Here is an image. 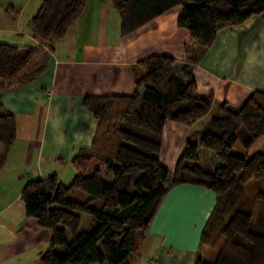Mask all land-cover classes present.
Segmentation results:
<instances>
[{
    "label": "trees",
    "instance_id": "16d2710c",
    "mask_svg": "<svg viewBox=\"0 0 264 264\" xmlns=\"http://www.w3.org/2000/svg\"><path fill=\"white\" fill-rule=\"evenodd\" d=\"M88 1L41 0L28 22L39 47L0 43V99L12 84L33 81L44 71L48 52ZM108 1L120 18L121 36L181 6L176 26L189 35L187 59L180 63L169 55L150 54L132 67V94L84 98L97 126L91 144L71 160L75 174L70 184L52 174L30 179L20 193L25 216L50 232L39 263L130 264L136 239L144 238L163 199L173 188L190 184L216 197L199 248L220 242L213 262L199 250L194 264H264V218L252 220L255 201H264V153L231 152L237 142L247 152L264 135V92L254 91L236 108L222 102L219 114L185 139L173 170L159 161L167 122L191 126L211 110L192 73L197 55L212 45L219 30L264 14V0ZM4 12L14 18L19 9L8 5ZM16 126L15 115L0 103V165L16 140ZM200 151L214 154L212 170L200 166ZM251 186L255 192L249 196ZM74 189L88 199H71Z\"/></svg>",
    "mask_w": 264,
    "mask_h": 264
},
{
    "label": "crops",
    "instance_id": "0c3cea01",
    "mask_svg": "<svg viewBox=\"0 0 264 264\" xmlns=\"http://www.w3.org/2000/svg\"><path fill=\"white\" fill-rule=\"evenodd\" d=\"M31 1L0 0V43L22 49L39 47L28 22L37 12L41 0L25 14ZM8 5L19 9L16 17L4 12ZM180 9L174 12L171 9L129 35L121 36L120 18L110 2L89 0L66 36L57 40L54 50L47 53L45 68L38 80L12 84L2 95L0 103L16 117L14 143L22 138L28 149L23 157L24 166L19 165L21 176L6 187L7 192H15L16 198L7 199L0 194V264H39L40 256L48 249L50 232L25 216L20 193L29 179L57 176L52 172L58 165L56 160L63 161L61 166L65 161L70 163L81 148L91 144L97 120L83 106L84 98L132 94L135 90L132 67L150 54L169 55L180 63L185 62L187 55L183 45L189 35L176 26ZM166 35L170 39H164ZM218 37L219 33L202 59L192 65L198 93L205 96L211 106L216 104V109L211 108L207 115L209 119L219 114L222 102L236 108L254 90L264 92V73L259 78L254 77L249 67L251 59L243 60L241 65L237 63L238 57H242L239 45L234 44L228 61L225 59L227 52L224 60L217 59L214 48L219 45ZM158 39L166 44L156 45ZM228 42L226 46H229ZM39 60L36 59L37 63ZM37 107L41 114L34 132V122L30 119ZM191 128L173 122L164 125L159 161L162 164V159L166 163L162 165L169 170L188 135L201 129ZM46 142L52 150L43 161ZM14 143L7 159L12 155L18 157ZM257 152L264 153V135L246 154ZM60 153L63 158L58 156ZM40 161H46L43 167L38 165ZM215 198L211 191L195 185L182 184L172 189L163 199L144 238L136 239V249L129 256L130 264H194L199 250L202 255L204 252L199 248V238ZM14 203L18 205L17 209L13 208Z\"/></svg>",
    "mask_w": 264,
    "mask_h": 264
},
{
    "label": "rangeland",
    "instance_id": "374dc122",
    "mask_svg": "<svg viewBox=\"0 0 264 264\" xmlns=\"http://www.w3.org/2000/svg\"><path fill=\"white\" fill-rule=\"evenodd\" d=\"M36 2H38V4H39L40 0H32L30 5L27 7L25 14H27V11L30 12L31 8L32 9L34 8ZM38 4H37V6H39ZM180 7L181 6H176V7L172 8L173 12L176 9H180ZM172 10H170V11H172ZM217 33H219V37L217 38V39H219V45L217 44V47L214 48V51L217 54V59L221 58L224 60L223 56L227 52L228 58L225 57V59L228 61V59L231 57V53H233L232 50L234 49V44L239 45L238 46L239 52H241L239 55H241L242 57H238L237 63L239 62L241 65L243 60L247 61L248 58H250L252 63L250 64L249 67L252 68V72L254 73V77L259 78V76L263 75L264 72H263L262 68L264 69V14L259 15V16H252L250 19H248L246 22H244L241 25L226 27V28L219 30ZM163 38L165 39V38H169V37L166 35V37H163ZM215 39H216V37H215ZM188 41H189V39H188ZM188 41L186 43H184V45H183L184 51H185V45H187ZM228 41H230L232 43V45ZM226 42H228V45L232 46V48L229 46H226ZM159 43H160V46H162V45L166 44V41H163L161 43L158 39V42L157 43L155 42L156 45H158ZM169 43H171V40L169 41ZM221 43L223 44V46H221ZM224 46H225V48H224ZM210 47L206 48L202 53L197 55L198 56L197 62H199L202 59V57L206 54V52L210 49ZM247 54L249 57L247 56ZM259 67H262V68L259 69ZM36 80H38V77L35 79V81ZM254 91H256V90H254ZM215 105L211 106L212 110L216 109ZM219 108H220V106H219ZM40 114H41L40 108L37 107L36 111H35V115L32 116L30 119V122H32V121L34 122V129H32V131H34V132L36 131V129L38 127V120H40ZM208 121H209V116H206L205 118L197 121L196 123H194L193 125H191L189 127H192L191 129L203 128ZM195 132L196 131H194V133ZM194 139H197V138H194ZM14 145H15V152L18 155V157L12 155V156H10L11 158L7 159V156H6V159L4 160L2 165H0V180H1V182H0V194L5 195V198H7V199H9V198L15 199L16 198L15 192H13V193H11L10 191L7 192L6 187L9 186L13 181H15L19 176H21V173H20L21 167H19V165L24 166V164H25L24 158L27 155V149H28V145H26L25 140L23 141L22 138L17 140L14 143ZM44 146H45L44 153H43L44 156H42L43 161L45 160V155L49 156V154H51V150H52V146L49 145V143L46 142L44 144ZM161 147H162V145H161ZM231 152L235 155H238V156H243L246 154V152L242 149L239 142H237L234 145ZM58 156H61L63 158V154H61V153ZM176 160H177V158H176ZM176 160L174 161V166H175ZM43 161H40L38 163V165L43 167L44 163L46 162V161L45 162H43ZM61 162H63V161H61V160L55 161V164H58V165H56V167L54 166L52 172H55L57 174L58 180L60 183L67 186L70 184L75 172L72 168L71 162L67 163L65 161L64 162L65 165H62V166L60 164ZM161 162H162V164H166L162 159H161ZM215 163H216V159H215L214 154L212 152H209V151L200 152V158H199L200 166H202L203 168L212 170L214 168ZM174 166H173V168H174ZM173 168H172V170H173ZM24 172L26 173L27 170H24ZM254 192H255L254 186H251L249 188V191H248L249 196L253 195ZM68 196L71 199L78 200L80 202H84L88 199V195L79 189L72 190ZM247 197H248V195H247ZM253 206H254V212H253L252 220L260 217L261 214L263 215V218H264V201L256 200ZM17 207H18V205L14 203L13 208L17 209ZM85 217L86 216H83V223H82L83 227L86 226ZM219 245H220V242L214 247H203L202 249H204L203 250L204 252H203L202 256H203L204 260H206L207 262H213L216 259ZM62 249H63V246H61L59 250H62Z\"/></svg>",
    "mask_w": 264,
    "mask_h": 264
}]
</instances>
